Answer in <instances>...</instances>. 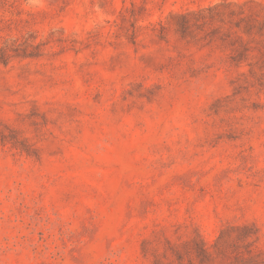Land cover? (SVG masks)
I'll return each mask as SVG.
<instances>
[{
	"label": "rangeland",
	"instance_id": "374dc122",
	"mask_svg": "<svg viewBox=\"0 0 264 264\" xmlns=\"http://www.w3.org/2000/svg\"><path fill=\"white\" fill-rule=\"evenodd\" d=\"M0 264H264V0H0Z\"/></svg>",
	"mask_w": 264,
	"mask_h": 264
}]
</instances>
